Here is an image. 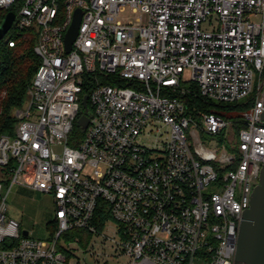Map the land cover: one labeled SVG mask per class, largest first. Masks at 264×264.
<instances>
[{"label":"built area","instance_id":"obj_1","mask_svg":"<svg viewBox=\"0 0 264 264\" xmlns=\"http://www.w3.org/2000/svg\"><path fill=\"white\" fill-rule=\"evenodd\" d=\"M4 11L17 33L36 29L40 65L13 135L0 137V264H80L76 251L99 238L128 264H234L264 161V0H0ZM187 84L207 103L252 101L195 117ZM13 186L51 196L54 236L24 235L8 216ZM112 224L118 241L104 235ZM73 230L91 235L87 248L61 239Z\"/></svg>","mask_w":264,"mask_h":264},{"label":"trees","instance_id":"obj_2","mask_svg":"<svg viewBox=\"0 0 264 264\" xmlns=\"http://www.w3.org/2000/svg\"><path fill=\"white\" fill-rule=\"evenodd\" d=\"M1 18H4L8 11L1 12ZM14 42L13 47H9L8 41ZM38 41V34L36 29H25L17 33L13 29H10L6 35L0 40V137L2 135H13L16 119L12 116V112L16 108H22L26 103L28 88L31 81L40 65V60L34 52V47ZM112 77H102V82L112 84ZM120 85H127L126 82H122ZM90 77H86L83 84V96L89 95ZM187 91L185 100L189 104V111L192 112L195 117L199 113H205L210 111L228 112L236 110L239 113L248 108L251 104L252 98L246 99L247 105L242 103L235 104H218L207 103L199 95L197 86L192 84L185 85ZM88 112L91 111V107L88 104ZM86 112L82 107L78 118L74 124V133L83 136V131L79 126L80 118L85 115ZM235 129H239V125H235ZM73 145V144H71ZM109 219V216H105V213L100 211L96 217V224L98 228L103 229L104 222ZM47 230L51 236L55 235L57 230L56 223L54 221L49 222ZM75 237L80 239L79 245L82 248H87L91 240V235L83 230H73L66 233L61 237L65 242L72 241Z\"/></svg>","mask_w":264,"mask_h":264},{"label":"rangeland","instance_id":"obj_3","mask_svg":"<svg viewBox=\"0 0 264 264\" xmlns=\"http://www.w3.org/2000/svg\"><path fill=\"white\" fill-rule=\"evenodd\" d=\"M127 14V13H125ZM207 25H203V29ZM28 106V97L22 109ZM203 146L208 149H215L218 143L209 137L203 138ZM7 188H3V194H6ZM6 204L8 206V216L17 219L23 230L30 233L31 237L40 240H46L49 231L46 225L54 220L55 212L52 198L49 195L30 190L25 187L13 186L8 193ZM115 224L110 229H106L104 235L108 238L118 237L113 235ZM97 256V257H96ZM75 262L80 264H128L129 259L121 252L116 250V245L108 239H97L94 249H89L87 253L79 250L75 254Z\"/></svg>","mask_w":264,"mask_h":264},{"label":"water","instance_id":"obj_4","mask_svg":"<svg viewBox=\"0 0 264 264\" xmlns=\"http://www.w3.org/2000/svg\"><path fill=\"white\" fill-rule=\"evenodd\" d=\"M81 19V12L77 10L74 15L73 23L65 37V49L69 52L71 45L77 35L78 26ZM14 14L8 13L0 24V40L11 28ZM87 96L82 100V106L86 112L79 124L86 128L87 117ZM264 121V113L262 114ZM27 235V231H23ZM234 264H264V161L259 175V184L254 188L249 208L241 216L238 226V242L234 259Z\"/></svg>","mask_w":264,"mask_h":264}]
</instances>
